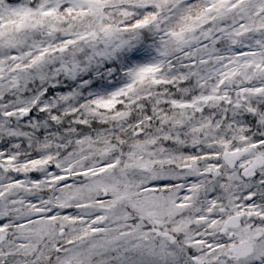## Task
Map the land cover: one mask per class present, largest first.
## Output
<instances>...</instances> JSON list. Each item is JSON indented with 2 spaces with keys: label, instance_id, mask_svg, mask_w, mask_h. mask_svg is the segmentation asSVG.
Here are the masks:
<instances>
[{
  "label": "snow or ice",
  "instance_id": "obj_1",
  "mask_svg": "<svg viewBox=\"0 0 264 264\" xmlns=\"http://www.w3.org/2000/svg\"><path fill=\"white\" fill-rule=\"evenodd\" d=\"M0 264H264V0H0Z\"/></svg>",
  "mask_w": 264,
  "mask_h": 264
}]
</instances>
